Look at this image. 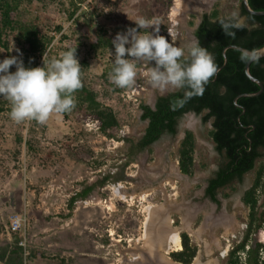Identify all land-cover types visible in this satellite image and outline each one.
I'll use <instances>...</instances> for the list:
<instances>
[{"label": "rangeland", "instance_id": "1", "mask_svg": "<svg viewBox=\"0 0 264 264\" xmlns=\"http://www.w3.org/2000/svg\"><path fill=\"white\" fill-rule=\"evenodd\" d=\"M215 9L220 16L248 24L242 0L22 2L18 19L30 21L46 14L63 26L62 32L72 41L83 44L76 57L89 59L86 80L99 101L117 112L120 126L111 131L113 136H106L95 117L78 110L67 117L53 113L46 124L34 120L17 123L7 111L9 101L0 95L5 108L0 111V255L7 248L0 264L6 263L16 242L23 248L24 264H140L142 260L160 264L143 254L142 246L149 209L161 205L172 218L169 229L177 228L180 237L187 232L197 247L191 264L197 258L200 264H226L228 253L247 228L249 209L238 193L224 198L218 209L203 195L208 165L216 159L208 135L212 120L204 123V113L189 112L175 135L166 134L151 149L132 152L133 142L147 126L140 105H153L159 96L176 90L162 93L150 84L154 61H133L137 68L134 86L117 87L109 79L115 53L91 51L88 39L97 28L113 31L143 17L159 21V34L186 48L196 42L195 29L203 14ZM154 28L139 29L140 34L154 32ZM5 36L8 49L0 45V62L12 56L23 61L24 47L16 34ZM56 36L50 60L56 53L66 52L69 44L59 43L61 33ZM16 70L11 66V72ZM186 130H192L196 139L191 176L181 172L177 159ZM253 177L254 173L248 175V183ZM101 181L105 183L100 185ZM89 186L93 188L85 197L71 201ZM259 198L260 202L264 199V186ZM17 215L22 219V231L12 229ZM161 215L158 218L164 219L166 214ZM153 224L147 227L154 232ZM256 240L264 243V224L253 242ZM171 244L167 242L165 247L166 256L172 259L171 252L178 249Z\"/></svg>", "mask_w": 264, "mask_h": 264}, {"label": "trees", "instance_id": "2", "mask_svg": "<svg viewBox=\"0 0 264 264\" xmlns=\"http://www.w3.org/2000/svg\"><path fill=\"white\" fill-rule=\"evenodd\" d=\"M24 1L32 0H0V45L8 49L5 35L8 32H14L24 47V66L43 67L44 60L42 59L45 53L50 60L56 35L61 33L59 43L63 44L68 41L66 51L76 50L77 56L79 47L83 44L72 41L67 33L62 32L63 26L57 24L52 17L41 13L30 21L18 19V10ZM249 4L255 10H264V0H249ZM242 13L247 17L248 24H243L244 26L240 28H229L228 31L234 33V36L226 35L219 21L223 19L226 22L235 23L237 21L235 17L220 16L216 9L203 14L195 29V37L200 46L207 48L208 52L213 55L217 69H220L204 85L202 95L193 96L182 106L173 108L172 104L184 99L188 89L161 95L153 105L141 104V119L147 121V126L142 137L137 142H133L132 152L151 149L166 134L175 135L181 119L187 113L193 112L198 115L204 113L202 117L204 123L213 120V128L209 131V135L216 141L220 151L226 150L229 157L228 166L236 164L240 174L252 170L255 166V159L264 156V152L260 151V148L264 147V91L255 96H240L235 102L237 96L244 93H255L260 90V86L246 74L245 66L249 59L248 55L230 47L226 50L227 62L225 63L223 54L224 49L230 45H239L249 50H257L264 46V15L250 14L243 8V5ZM71 15H74V12ZM136 27L134 23L122 25L121 28L113 31L97 28L88 36L89 49L95 53L115 52L112 40L116 35L127 33L129 28ZM55 56L59 58L60 54L56 53ZM78 60L81 64L83 87L74 93L76 103L72 111H83L95 117L100 123L101 133L111 137L113 136L111 131L120 126L117 112L113 107L100 102L97 92L88 84L85 74L90 67L89 59L83 57ZM250 73L261 80L264 85V57L251 63ZM239 105L245 106L244 114H241L242 108ZM4 109L3 101L0 100V111ZM7 109L11 111V108ZM69 113H62V115L67 117ZM34 122L37 121L34 120ZM249 124H253L255 128L249 130L246 136L247 129L244 126ZM250 139L253 141L251 149H249ZM195 146L194 132L186 130L180 142L177 159L181 172L189 176L193 175L195 170ZM104 183L105 181H101L99 184ZM263 186L264 164H260L255 184L244 197V202L249 208L247 228L241 239L233 246L227 264H264V257L261 256L264 243L257 240L253 242L264 224V199L260 202L259 198V192ZM92 188L93 186H89L83 192H78L71 201L74 202L78 197H85ZM181 245L182 248L174 250L170 256L176 262L191 264L197 254V247L191 242L187 232L181 233ZM3 250L0 259H4L7 254V248ZM241 252L246 253L244 260L240 256ZM5 264H24L23 248L18 242L11 250Z\"/></svg>", "mask_w": 264, "mask_h": 264}, {"label": "clouds", "instance_id": "3", "mask_svg": "<svg viewBox=\"0 0 264 264\" xmlns=\"http://www.w3.org/2000/svg\"><path fill=\"white\" fill-rule=\"evenodd\" d=\"M234 16L236 14H233ZM137 27L127 33H118L112 40L115 48L114 67L109 79L117 87L134 86L137 76L133 61L155 62L150 69L149 82L162 93L168 89H188L184 99L172 107L182 106L195 95H202L204 85L218 69L214 57L199 42L189 46H176L160 35L159 21L143 17L135 20ZM226 35H233L229 28L243 27V21L229 23L219 21ZM154 28V32L140 34L137 29ZM130 45V47H126ZM126 57H131L128 59ZM43 67H25L22 60L12 56L0 62V95L11 105L10 117L17 123L36 120L46 124L53 113L62 114L75 107L74 93L83 87L81 64L76 50L61 52L59 58L43 57ZM16 71L11 72V66Z\"/></svg>", "mask_w": 264, "mask_h": 264}, {"label": "flooded vegetation", "instance_id": "4", "mask_svg": "<svg viewBox=\"0 0 264 264\" xmlns=\"http://www.w3.org/2000/svg\"><path fill=\"white\" fill-rule=\"evenodd\" d=\"M196 41H197V38H196ZM239 106L242 108L241 114H244L246 112L245 106L243 105H239ZM238 119L240 120V116L238 117ZM212 123H213V120L211 122V126H212L211 129L213 128ZM244 127L247 129L245 133L246 136L249 130H253L255 128L253 124H249ZM209 131H208V135H209ZM209 138L211 139L213 143V153L216 159L213 164L208 165V173L204 181V190H203L204 197L207 200H209L212 204H214L216 208L218 209L221 206L222 200L224 198H230V196H232L233 194L238 193L241 203L244 204L248 208V206L244 202V197L246 195V192L250 190L255 184V178H256L257 172L260 167V164L258 163H259V160H264V156H261L255 159V166L252 170L244 174H240L238 171V166L236 164H232L231 166H228L229 157L226 153V150L223 149L222 151H220L217 148L216 141L210 135H209ZM249 142H250L249 149H251L252 148L251 144L253 142L252 139H250ZM260 151L264 152V147H261ZM252 173H254L253 180L251 181V183H248V180H247L248 175ZM212 193H214V195H212ZM230 252L227 255L226 264L229 259ZM243 254H245L246 256L245 252H241L240 256L242 257Z\"/></svg>", "mask_w": 264, "mask_h": 264}, {"label": "bare ground", "instance_id": "5", "mask_svg": "<svg viewBox=\"0 0 264 264\" xmlns=\"http://www.w3.org/2000/svg\"><path fill=\"white\" fill-rule=\"evenodd\" d=\"M165 211H168V210L165 208L164 205L149 209V215L147 217L146 229H145V233H144V244L142 246L143 247V254H149L151 256V259L155 258L156 260H158L160 262V264H181V263H178V262L172 260L170 257L166 256L168 249L165 246H166L167 242L173 243V244H171L172 245L171 247L178 249V250L181 249L182 245H181V237L179 236L177 228H175L172 231L169 229V225H170L172 218ZM162 213L166 214L165 218L164 219H163V217L161 219L158 218L159 216H162L161 215ZM157 218H158V221H157ZM150 220L152 221V223H148V221H150ZM185 222L186 221H184V224L187 223V222L186 223ZM152 224L155 225V228H153L154 232H153V230H151V228L150 229L148 228L149 225L152 226ZM185 228H187V227H185ZM198 231H200V230H198ZM226 232H228V231H226ZM197 235H198V233H197ZM161 249H164V252H162ZM143 256L144 255H142V257ZM138 257H139V255H138ZM136 261H138V259H136ZM197 262H198V258L196 259L194 264H200ZM140 264H147V263L145 260H142V261H140Z\"/></svg>", "mask_w": 264, "mask_h": 264}, {"label": "water", "instance_id": "6", "mask_svg": "<svg viewBox=\"0 0 264 264\" xmlns=\"http://www.w3.org/2000/svg\"><path fill=\"white\" fill-rule=\"evenodd\" d=\"M242 5H243V8L250 14H253V15H257V16H261V15H264V10H255L253 8H251L250 4H249V0H242ZM235 48V49H238L242 52H244L246 55L249 56V59L246 63V66H245V71H246V74L247 76L254 82H256L259 86H260V90L258 92H255V93H244V94H241L239 96H237L235 98V102L237 101V99L240 97V96H255L259 93H261L264 89V85L262 83L261 80H259L258 78H256L255 76H253L251 73H250V65L253 61L259 59V58H262L264 57V46L257 49V50H249L247 48H244L242 46H239V45H230V46H227L224 51H223V54H224V58H225V63L227 62V55H226V50L228 48ZM220 69V68H219ZM218 69V70H219ZM238 105V104H237ZM179 263V262H178ZM182 264V263H181Z\"/></svg>", "mask_w": 264, "mask_h": 264}, {"label": "built area", "instance_id": "7", "mask_svg": "<svg viewBox=\"0 0 264 264\" xmlns=\"http://www.w3.org/2000/svg\"><path fill=\"white\" fill-rule=\"evenodd\" d=\"M12 229L15 231H22L23 224H22V219L19 215L15 216L12 219ZM243 256L245 258V254H243ZM261 256H262V258L264 257V250L261 251Z\"/></svg>", "mask_w": 264, "mask_h": 264}]
</instances>
